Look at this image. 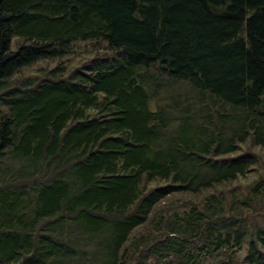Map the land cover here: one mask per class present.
<instances>
[{
  "label": "trees",
  "instance_id": "trees-1",
  "mask_svg": "<svg viewBox=\"0 0 264 264\" xmlns=\"http://www.w3.org/2000/svg\"><path fill=\"white\" fill-rule=\"evenodd\" d=\"M262 172L264 0H0V264H264Z\"/></svg>",
  "mask_w": 264,
  "mask_h": 264
},
{
  "label": "rangeland",
  "instance_id": "rangeland-1",
  "mask_svg": "<svg viewBox=\"0 0 264 264\" xmlns=\"http://www.w3.org/2000/svg\"><path fill=\"white\" fill-rule=\"evenodd\" d=\"M106 54H108V52L106 51V44L103 42H100L99 44H97L96 42H92V41L75 42L73 47L71 48V52L68 53L66 56H64L62 59H52V60H44V61L37 62L31 65L30 67L23 69L20 72V74H18L17 76L13 78V80L15 82H18L19 80L23 78H27V77L40 78V76L42 77L46 71L57 67L59 63H61L63 66L68 67L69 70L79 68V67L81 68V66L84 63L88 62L90 59L96 56L97 57L104 56ZM171 87L174 91L183 93L182 88L180 86H174L173 84V86ZM168 92H169V95L174 94L171 91L170 87L168 89ZM262 174L264 173L262 172ZM246 184L247 183L242 182V187H244ZM81 249L82 250L88 249L89 251V250L94 249V245H90L87 248L81 247ZM83 258H80L75 261L68 260V261H65V263L63 264H85L84 262H87L90 256L86 254L84 255ZM211 263H212L211 260H206L202 264H211ZM92 264H98V263L93 262Z\"/></svg>",
  "mask_w": 264,
  "mask_h": 264
}]
</instances>
